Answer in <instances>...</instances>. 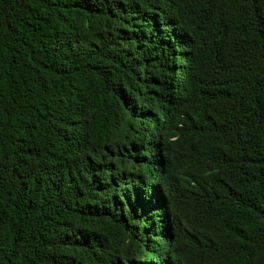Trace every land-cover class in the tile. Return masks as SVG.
Instances as JSON below:
<instances>
[{
  "label": "trees",
  "instance_id": "16d2710c",
  "mask_svg": "<svg viewBox=\"0 0 264 264\" xmlns=\"http://www.w3.org/2000/svg\"><path fill=\"white\" fill-rule=\"evenodd\" d=\"M0 264H264V0H0Z\"/></svg>",
  "mask_w": 264,
  "mask_h": 264
},
{
  "label": "bare ground",
  "instance_id": "6f19581e",
  "mask_svg": "<svg viewBox=\"0 0 264 264\" xmlns=\"http://www.w3.org/2000/svg\"><path fill=\"white\" fill-rule=\"evenodd\" d=\"M203 94V93H202Z\"/></svg>",
  "mask_w": 264,
  "mask_h": 264
}]
</instances>
